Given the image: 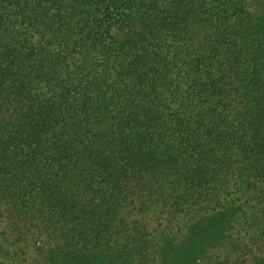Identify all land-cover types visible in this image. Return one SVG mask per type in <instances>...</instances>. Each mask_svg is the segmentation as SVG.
Returning <instances> with one entry per match:
<instances>
[{
    "label": "trees",
    "instance_id": "trees-1",
    "mask_svg": "<svg viewBox=\"0 0 264 264\" xmlns=\"http://www.w3.org/2000/svg\"><path fill=\"white\" fill-rule=\"evenodd\" d=\"M0 264H264V0H0Z\"/></svg>",
    "mask_w": 264,
    "mask_h": 264
}]
</instances>
